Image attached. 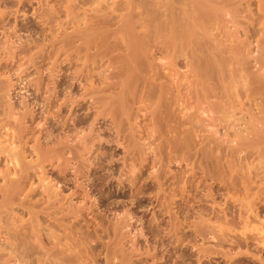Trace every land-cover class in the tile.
<instances>
[{
  "label": "bare ground",
  "instance_id": "bare-ground-1",
  "mask_svg": "<svg viewBox=\"0 0 264 264\" xmlns=\"http://www.w3.org/2000/svg\"><path fill=\"white\" fill-rule=\"evenodd\" d=\"M256 1L258 8L252 14V0H58L63 9L59 12L67 20L58 16L56 20H62L56 24L61 31L57 30L59 33L52 38H42L47 40L43 44L45 53L41 49L43 54L35 60L31 52L28 63L34 66H30L35 69L34 78L27 74L29 66L25 67L26 63L19 62L20 56L12 52L27 51L29 45L25 43L30 44L32 38L19 41L18 46L10 41L14 47L8 48L11 52L6 50L5 58L19 62L12 71L19 80L13 82L12 76L7 84L4 80L5 85L0 83V165H4L0 167V264H97L99 260L94 258L102 255L96 251L100 246L99 252L105 248L106 264H163V260L155 261L159 252L151 244L134 249L137 242L133 238V249L125 248L130 240H122L131 238L129 220L137 218L138 210L133 212L126 206L120 211L117 204L119 217L108 225L107 213L112 206L100 211L96 208L118 191L121 194L127 184L130 189L138 188L139 195H134L140 201L153 198L155 192L149 194L156 186L154 199L162 204L160 211L171 205L162 216L170 208L168 219L173 223L168 241L175 254L182 252L185 257L186 247L193 245V240L188 244L189 233L185 230L194 208L189 204L194 201L200 206L194 218L201 220L194 227L196 231L198 228L194 231L198 238L206 234L208 228L205 230L203 224L212 218H208L211 213L206 204L212 207L211 203L217 204L220 198L223 208L219 205L216 209L217 205L212 204L213 218L238 229L251 227V234L239 230L237 236L232 233L233 238L240 247L255 252L253 264H264V30L263 35L258 31L261 36L256 46H251L254 32L243 20L251 13L254 22L262 21L264 25V0ZM0 11V17L5 15ZM242 26L248 39L238 37ZM19 27L15 24L12 32L5 29L6 39L21 31ZM71 68L75 70L69 72ZM24 74L31 79L23 80ZM19 84L23 100L14 103V90ZM32 88V94H27ZM102 119L111 122L113 138L109 139L112 131L108 140L100 135L108 132L107 127L105 131L98 128ZM237 127L243 129L238 132ZM119 146L125 153L122 164L113 159L117 153L104 158L107 151ZM103 148L107 151L102 153L107 154L101 155L99 149ZM30 156H34L31 161L27 160ZM174 161L187 167L173 171ZM147 170L152 172L143 178ZM103 171L106 173L99 175ZM38 194L40 198L35 199ZM74 199L78 203L73 204ZM158 202L153 204L160 205ZM23 208L28 219L17 213ZM258 220H262L260 228L252 225ZM126 227L131 231H122ZM223 230L219 232L223 233L221 242L225 241ZM164 233L159 234L162 239L167 236ZM105 236L111 242L105 243ZM211 237L219 241V236ZM197 244L192 248L197 249L200 261L206 248Z\"/></svg>",
  "mask_w": 264,
  "mask_h": 264
},
{
  "label": "rangeland",
  "instance_id": "rangeland-1",
  "mask_svg": "<svg viewBox=\"0 0 264 264\" xmlns=\"http://www.w3.org/2000/svg\"><path fill=\"white\" fill-rule=\"evenodd\" d=\"M253 2V4L252 5H250L251 7L250 8H252V14L253 13H255L256 14V9L258 8L257 7V1L256 0H252ZM257 3H256V2ZM9 2V3H8ZM57 3H59L58 2V0H0V10H3V14H5V15H3V16H1L0 17V40L3 42H0L1 44H0V52H2V55L0 56V83L3 81V82H5V84H7L6 83V80L8 81L9 79H11V78H13L14 77V81L13 82H16L17 80H19L18 79V75H15V73H13L12 74V71L14 72V70H16L17 68V66L19 65V62H22V63H26L24 66L26 67L27 65L29 66V69H28V72H27V74H30V75H32V77L34 78V76L35 77H37L36 76V74L34 75V73H36L35 72V69L33 68L34 66L33 65H29V63H31V62H29L28 63V60L30 61V59H31V57L30 56H32L33 55V58L34 57H36V58H34L35 60L37 59V57L38 56H40L41 54H43L42 52V50H44L43 49V47H44V45L43 44H46L47 43V40H46V42H45V40H43L42 38H44V39H46V37H50V38H52L51 36H54L55 34H58L59 32L58 31H61V29H59V28H61V27H58V26H60V25H57V24H59L58 22H56V21H59V20H62V19H65V14H62V11H63V9L61 8H59L60 6H59V4H57ZM257 4V5H256ZM88 6L87 7H89L90 5L89 4H87ZM26 6V7H25ZM86 5H84V7H85ZM246 6V5H245ZM47 7V8H46ZM87 7H85V9L86 10H88L87 9ZM91 8H95L96 7V5L95 4H93V6H90ZM255 7V8H254ZM59 8V9H58ZM43 9H44V11H43ZM52 11H51V10ZM84 9V10H85ZM59 10H62L61 12H59ZM81 10H82V8H81ZM85 10V12H88V11H86ZM39 13H38V12ZM41 11V12H40ZM47 13H46V12ZM52 12V13H49V12ZM55 11V12H54ZM80 11V10H79ZM1 12V11H0ZM45 12V13H44ZM58 12V13H57ZM18 13V14H17ZM53 13H55V15L53 14ZM64 13H66V12H64ZM81 13V15L82 14H84V11H82V12H80ZM248 13H250V12H248ZM38 14V15H37ZM45 14H46V16H45ZM59 14H61V15H59ZM88 14H91V13H88ZM247 13L245 12V13H243L242 14V16H245ZM251 13L249 14L250 15V17H251V15H252ZM42 15H44V16H42ZM85 15V14H84ZM84 15L82 16L83 18H84ZM8 16H9V18H8ZM45 17V18H42V17ZM52 16V17H51ZM57 16V17H56ZM58 16H61L62 17V19H58V20H56L57 18H58ZM256 16H258V14L256 15ZM51 17V18H50ZM64 17V18H63ZM250 17H247V18H245V19H243L245 22L246 21H248V23L246 22V24H245V26H248L249 28H251L252 29V33H253V35H251L252 36V38H250L251 40H252V42L254 43L253 45H251V46H256V39L258 38V37H260L261 35H263L262 33H263V30H264V25H262L263 24V22L262 21H255L254 22V19L253 18H250ZM5 18V19H4ZM48 18V19H47ZM53 18V19H52ZM66 18H67V14H66ZM3 19V20H2ZM42 19H44V20H42ZM9 20V21H8ZM43 22H45L46 21V23H43ZM65 20H67V19H65ZM253 20V21H252ZM52 21H53V23H52ZM251 21V22H250ZM43 24H41V23ZM49 24H51V25H49ZM55 22V23H54ZM261 22H262V24H261ZM8 23V24H7ZM21 23V24H20ZM57 23V24H56ZM250 23V24H249ZM251 23H255L254 24V26H253V24H251ZM3 24V25H2ZM15 24H19L20 25V29H21V31H19V32H17V33H12V37L11 38H13V39H9V40H7L6 39V37L4 36L5 34H4V32L7 30V31H11L12 32V30H13V28H14V25ZM49 25V27L47 26L46 28H45V26L46 25ZM56 24V25H55ZM258 24V25H257ZM10 25V26H9ZM30 25V26H29ZM55 25V26H54ZM250 25V26H249ZM44 26V27H43ZM54 26V27H53ZM245 26H242L241 28V30H242V33H240V36L238 35V37L242 40V39H244L245 40V38H247L248 39V37L246 36L245 37V35H244V31H243V28H245ZM263 26V27H262ZM51 27V28H50ZM53 27V28H52ZM257 29H256V28ZM259 27H261V28H259ZM232 28L233 29H235V27L234 26H232ZM231 28V29H232ZM6 29V30H5ZM12 29V30H11ZM25 29V30H24ZM31 29V30H30ZM34 29V30H33ZM2 30V31H1ZM27 30V31H26ZM44 30V31H43ZM53 30V31H52ZM54 30H55V32H54ZM58 30V31H57ZM255 30V31H254ZM47 31V32H46ZM68 31V30H67ZM69 31H71V29H69ZM258 31H259V33L261 34H258ZM2 32V33H1ZM32 32V33H31ZM35 32H36V34H35ZM58 32V33H57ZM50 33V34H49ZM252 33H250V34H252ZM53 34V35H52ZM243 34V35H242ZM258 34V35H257ZM13 35H15V36H13ZM18 35V36H17ZM42 35V36H41ZM45 35V36H44ZM47 35V36H46ZM37 36V37H36ZM44 36V37H43ZM16 37V38H15ZM20 37V38H19ZM5 38V39H4ZM30 38H32V39H30ZM35 38V39H34ZM47 38V39H48ZM29 39H30V41H29ZM38 39V40H37ZM249 39V40H250ZM254 39V40H253ZM6 42V43H8V41H9V45L8 44H6V43H4V41ZM18 40V41H17ZM36 40V41H35ZM251 40L249 41V43H252L251 42ZM10 41H11V43L12 42H16L15 43V46H18V45H20L19 43V41H29V42H31L30 44L28 43V42H26L25 44H28L31 48H32V50H31V48L28 46V48L29 49H27V51H25V52H21V51H17V50H20V49H16V50H13L12 52H14L17 56H18V58H19V56H20V58H19V62H15V60H13V61H7V58H5L6 57V55H7V52H9L10 50H11V45H13V47H14V43L13 44H10ZM35 41V42H34ZM43 41V42H42ZM19 42V43H18ZM32 42H34V44H36V45H32ZM39 42H41V43H39ZM45 42V43H44ZM17 44V45H16ZM41 46H40V45ZM8 45V46H7ZM37 45H39V46H37ZM4 47V48H3ZM10 47V48H9ZM10 50H9V49ZM42 49V50H41ZM254 49H256L257 50V47L255 48L254 47ZM4 50V51H3ZM6 50H7V52H6ZM30 50V51H29ZM39 50V51H38ZM42 52H41V51ZM29 51V52H28ZM33 51V53L34 54H32L31 52ZM11 52V51H10ZM28 52V53H27ZM37 52V53H36ZM44 53H45V50H44ZM30 54H32V55H30ZM39 54V55H38ZM4 58H3V57ZM8 56V55H7ZM26 56V57H25ZM24 57V58H23ZM30 58V59H29ZM32 58V59H33ZM2 59H4V60H2ZM22 60V61H21ZM3 61V62H2ZM25 61V62H24ZM4 65H2V64ZM32 64V63H31ZM9 66H10V68H12L11 70H10V68H9ZM27 66V67H28ZM30 66H33V67H31L30 68ZM4 67H5V70H4ZM36 67V66H35ZM8 68V69H7ZM16 68V69H15ZM33 69V70H32ZM72 69V68H71ZM74 70H75V68H73ZM73 69L72 70H69V72H73ZM31 71V72H30ZM3 72H4V74H3ZM10 72H11V75H10ZM9 73V74H8ZM108 73V72H107ZM47 73H45V75H46ZM8 77H6V76ZM8 75H10L11 77H9ZM5 76V77H4ZM13 76V77H12ZM16 76V77H15ZM2 77L4 78V79H2ZM24 78H23V80H25L26 82L28 81V80H30L31 79V77L29 76V78H27L26 76H25V74H24V76H23ZM33 78H32V80H33ZM36 79V78H35ZM34 79V80H35ZM24 81V83H26ZM2 82V83H3ZM9 83V82H8ZM4 83H3V85H5ZM0 86H1V84H0ZM18 86V88L19 89H16V91L14 90V92H15V95H13V96H15L14 97V99L12 100V102H14V103H16L17 101H18V103L19 102H21L23 99V93H21L20 91H18V90H20V86H22V85H17ZM16 86V87H17ZM24 87V86H23ZM23 87H21V88H23ZM33 90H35V88H32V90L30 91V92H28L27 94H32V92H33ZM13 92V91H12ZM13 92V93H14ZM23 94V95H22ZM26 94V95H27ZM29 94V95H30ZM43 94H45L44 93V91H43ZM19 95V96H18ZM45 96V95H44ZM30 99H33V97L32 98H30ZM29 99V100H30ZM34 102L35 100H31V101H29V102ZM32 102V103H33ZM256 102H258V101H255V104H256ZM17 103V104H18ZM254 103H253V108H257V107H255L254 105H255ZM256 106H257V104H256ZM40 111V110H39ZM258 111V110H257ZM92 116H94L95 114H91ZM74 118V114L73 115H71V118ZM70 118V119H71ZM72 118V119H73ZM72 119H71V121H72ZM106 119V118H105ZM105 119H102V120H104V121H102L101 120V122L98 124V128L99 129H103V130H101V131H105V129H107L108 128V132L107 133H105L104 134V132H103V134L102 133H100V135L101 136H105L106 137V140H108L107 138H109V132H111L112 130H109V127H110V124H111V122L110 121H108L107 122V120H105ZM106 121V122H105ZM103 122V123H102ZM108 124V125H107ZM105 125V126H104ZM104 126V127H103ZM107 127V128H106ZM105 128V129H104ZM238 128V132H239V129L241 130V129H243V127L242 128H240V127H237ZM47 131V130H46ZM45 132V131H44ZM44 132H43V134H44ZM232 132H233V130H232ZM236 131H234V133H235ZM46 133V132H45ZM112 133H113V131L111 132V137L109 138V139H111V138H113L112 137ZM109 134V135H108ZM38 136H39V134H37ZM42 134H40V136H41ZM100 136V137H101ZM28 137H30V136H28ZM103 137H101V139H103V140H105ZM31 138V137H30ZM44 139V138H43ZM121 142H123V141H121ZM158 144V143H157ZM124 146V145H123ZM123 146H119L118 147V149H117V147H114V149L113 150H111V151H107L106 149H102V150H100L99 149V154L101 153V155L103 154L102 152H104V151H107L108 152V154L105 152L104 154H107L106 156L104 155V158L106 157H109L110 155H113V153H114V155H116V153H117V155L118 156H114L115 158H113L114 160H116V158H117V160H119L120 162H118V164H122L123 163V156L125 155V153H123V149H122V147ZM119 148H121L120 150H119ZM115 149H117V150H115ZM104 150V151H103ZM115 151V152H114ZM120 151V152H119ZM112 154H111V153ZM98 154V153H97ZM98 154V155H99ZM36 157V156H35ZM37 158V157H36ZM120 158V159H119ZM34 159V156H30V158H28L27 160H29V161H31V160H33ZM177 163L178 162H176L175 163V161H174V163L171 165L172 166V170L173 171H178V170H180V166H183V167H187V166H185V164H183V165H180L179 163H178V165H177ZM174 165V166H173ZM4 165H0V167H1V169H3L2 167H3ZM178 169V170H177ZM185 169V168H184ZM183 169V170H184ZM187 169V168H186ZM185 171V170H184ZM188 171H189V169H188ZM152 172V170H147L146 172H145V174H144V177L143 178H145V176L147 177L148 175L147 174H149V173H151ZM106 173V171H103V172H101V174H99V175H102V174H105ZM48 175H50V173L48 174ZM142 182L144 183V180L142 179ZM142 182L140 181V183H138V185H137V187H139L140 188V185L142 184ZM2 183V181L0 180V184ZM208 183H210V180L208 181ZM155 188H153V191L151 190L150 191V194L149 195H152L154 192L155 193H157L156 192V190L158 191V188H156V186H154ZM168 186L166 185V187L165 188H167ZM128 188V189H127ZM131 189H132V191H131ZM130 189V186L127 184V187H126V189H123L122 191H121V194H119V191H118V193L115 195V196H112V197H110L109 198V200H108V202H105V203H107V204H105V203H98V204H103V206H99V205H97L98 207H96L99 211H100V209L102 208V207H107L108 205H109V207L110 206H112V207H108L109 208V212L110 213H107L108 214V216L110 217V218H107L108 219V222H109V224L108 225H110V222H116V219L115 218H117V217H119V216H117L116 217V214H117V212H116V208L118 207V205L119 206H121L120 208L121 209H119L120 211H122V208H124V209H126V208H130L131 209V211H133V212H135L136 210H138L137 212L138 213H136L138 216H137V218H139V220L137 219V218H134V219H132V220H129V222H132V223H130L132 226L130 227L131 228V230H132V234L131 233H129L128 235H131V238H124L122 241H124L125 239H126V243H127V246L125 245L126 243H121L123 246L125 245V248L126 247H128L129 246V248H126V250L128 249H133V246H134V249H135V247L136 248H138V249H143V248H145L146 246L148 247V245L149 244H151L150 246L151 247H155V248H157L156 250H158V255L157 256H159L158 258H155L156 260L155 261H160V263L162 262V260H163V264L165 263V264H176V262H177V260H178V262H179V264H180V261H181V264H200V261L202 260V264H253V262L251 261L254 257H253V255L255 256V254H253V253H255L252 249H249V250H246V248H242V247H240L239 246V244H237L236 243V239H234L233 237H235V234L236 233H238L237 231H239V233L241 232V230H242V232L241 233H244V231H246V233H248V234H251V232H250V229L249 228H251V227H249L248 228V226H246L247 227V229H244V227H242V229L241 228H236V226H235V228L233 227V226H231L230 227V225H229V222H228V224H226L227 222L226 221H220L219 220V218H217V217H215V218H213L214 216H212V209H213V205H214V207H215V205H217V207H216V209H218L219 208V205L221 206H223L224 204L222 203H220V201H221V199L219 198L218 199V202H217V204L215 203H211V206L212 207H210V204L209 203H207L206 205V207H208V208H206V210H208V213L210 214L209 216H208V218H211V219H208V222H207V224H206V227H205V224H203L204 225V228H205V230H206V228H208V231H206V234H205V230H204V228L202 227L201 228V225H200V229L202 230V232H204V234L206 235V237H205V235L203 236V235H200L198 238L199 239H201L200 241L198 240V238H197V236L195 235V232L194 231H196V230H194V227H195V224H196V222L199 220H196L195 221V219H196V211H198V207H200V206H196V204H198V203H196V202H194V201H192L191 203H193L194 202V204H189L190 206H191V208H193V209H191L190 210V212H192V214L190 213V216L188 217V222H187V224L190 226V224L192 223V221H193V223L194 224H191V226L189 227H186L185 228V230H187L188 231V233H189V235H188V233L186 232V231H184V232H186V234L188 235V238H187V240L189 241H187L188 242V244L192 241V244L194 245V244H202L203 245V250L204 251H206L205 253L207 254H203L202 252H201V254H203V258H201V260L199 261L198 259H197V257H198V254H197V249L195 250V249H193L192 247H195V246H191L190 244L186 247V250L187 251H185V257H184V255L182 254V252H181V254L180 253H178V255L177 254H175L176 252L172 249V244L170 243V241H168L169 240V228H170V224L172 225V223H173V221H170V219H168L169 218V214H168V212H169V209L170 208H172L171 207V205H169V206H166V207H170L169 209H168V212H166L167 211V209H166V207H165V209H166V211H165V215H163L162 216V214H164L162 211H164L163 209L160 211V206L162 205V204H160L156 199H154V195H155V193H154V195H152L151 197H153V198H151L150 199V197H148V198H146L145 200H142V201H140L141 199L139 198V196L137 197V195H134L135 193L137 194L138 193V191H137V189L138 188H131ZM141 189H142V187H141ZM154 189H155V191H154ZM41 191L43 190V189H40ZM124 190H126V191H124ZM127 190H129V191H127ZM134 190V191H133ZM41 191H40V193H41ZM72 190H68V192L70 193ZM124 191V192H123ZM68 192H67V194H68ZM126 192V193H125ZM135 192V193H134ZM152 192V193H151ZM133 193V194H132ZM146 194H148L149 193V190H148V192H145ZM66 194V193H65ZM125 194V195H124ZM130 194V195H129ZM144 194V193H143ZM124 195V196H123ZM138 195H139V193H138ZM142 195V194H141ZM140 195V196H141ZM42 196V195H41ZM129 198H128V197ZM131 196V197H130ZM137 197V198H136ZM39 199L40 198V195L38 194L37 195V197H35V199ZM112 198V199H111ZM34 199V200H35ZM117 199V202L118 203H116V200ZM139 199V200H138ZM154 199V200H153ZM75 200V201H74ZM73 200V204H74V202H76V203H78L77 202V200L76 199H74ZM112 200V201H111ZM119 200V201H118ZM121 200V201H120ZM197 200H198V198H197ZM124 201V202H123ZM134 201V202H133ZM139 201V202H138ZM152 201V202H151ZM156 203H155V202ZM71 202V201H70ZM114 202V203H113ZM122 202V203H121ZM142 202V203H141ZM157 202L160 204V205H155V204H157ZM72 203V202H71ZM116 203V206H114V204ZM120 203V204H119ZM125 203V204H124ZM138 203H140V204H138ZM153 203H155V204H153ZM220 203V204H219ZM110 204H112V205H110ZM118 204V205H117ZM137 204H138V207H137ZM144 204V205H143ZM150 204V205H149ZM213 204V205H212ZM193 205V206H192ZM115 208H114V207ZM123 206V207H122ZM127 206V207H126ZM134 206V207H133ZM221 206V208H223ZM105 207V208H106ZM126 207V208H125ZM141 207H143V208H141ZM147 207H150V208H147ZM156 207V208H155ZM162 207H164V205L162 206ZM161 207V208H162ZM100 208V209H99ZM105 208H103V209H105ZM112 208H114V211H113V209ZM119 208V207H118ZM187 208H189V207H187ZM211 208V209H210ZM18 209H20V208H18ZM24 209H26V208H23L22 210H18L17 211V213L18 214H21V213H23L22 214V216L24 217V219H28V217H30L29 215H28V213L26 212V210H24ZM157 209H159V210H157ZM178 208H176V210H177ZM17 210V209H16ZM145 210V211H144ZM174 210H175V208H174ZM174 210H172V211H174ZM153 211V212H152ZM113 212H114V215H113ZM119 212V211H118ZM142 212V213H141ZM156 212V213H155ZM161 212V214H159ZM193 212H194V214L195 215H193ZM167 213V214H166ZM106 214V215H107ZM111 214V215H110ZM153 214H154V216H153ZM157 215V216H156ZM192 215V216H191ZM214 215V214H213ZM26 216V217H25ZM115 216V217H114ZM161 216V217H160ZM165 216V217H164ZM91 217V216H90ZM157 218L158 220V222L160 221V223L158 224L157 223V221H156V219L155 218ZM114 218V220H112V221H110V219H113ZM143 218V220L141 221V219ZM161 218V219H160ZM192 218V219H191ZM195 218V219H194ZM135 219H137V220H135ZM189 219H190V221H189ZM217 221H216V220ZM162 220V221H161ZM209 220H210V223H209ZM141 221V222H140ZM154 221H156V222H154ZM169 221V222H168ZM199 221H201V220H199ZM218 221H220V222H218ZM262 221V220H258V221H256L254 224H252V225H254V226H257L258 224H261L260 222ZM139 222V223H138ZM161 222L162 223H164V224H162V226L160 225L161 224ZM172 222V223H171ZM212 222H213V224H212ZM215 222V223H214ZM218 222V223H217ZM224 222V223H223ZM226 222V223H225ZM148 223V224H147ZM151 223V224H150ZM209 223V224H208ZM222 225H221V224ZM107 224H105L106 226H107ZM154 224V225H153ZM157 224H158V226H157ZM226 224V225H225ZM151 225V226H150ZM156 225V226H155ZM192 225H194V226H192ZM202 225V226H203ZM209 225V226H208ZM216 225H219V226H217V230H219V232H221L220 230H223L224 228H226V226H227V228L226 229H224L223 231H225V236H224V239H225V241L224 240H222V242H221V239H223V238H221V236H222V234L223 233H219V232H217V234H216V230H215V228H214V226L216 227ZM251 225V226H252ZM263 225V226H262ZM261 225V227H263V229H264V223ZM136 226V227H135ZM149 226V227H148ZM155 226V227H154ZM222 226H225L224 228L222 227ZM260 225H258L257 227H259ZM145 227V228H144ZM151 227L154 229V230H152L151 231ZM157 227L159 228V229H157ZM193 227V228H192ZM211 227V228H210ZM212 227L214 228V229H212ZM233 227V228H232ZM245 227V228H246ZM127 228V227H126ZM125 228V230H122V231H125V232H128L130 229H129V227L126 229ZM140 228V229H139ZM221 228V229H220ZM229 228H232L231 230H233V229H235V230H233V231H231ZM260 228V227H259ZM129 229V230H128ZM196 229V228H195ZM128 230V231H127ZM130 230V231H131ZM143 230V231H142ZM150 230L151 231V233L150 232H148V231ZM157 230V231H156ZM163 230V231H162ZM191 230V231H190ZM200 230V231H201ZM211 232H210V231ZM213 230L215 231V234H213V235H216L217 237L219 236V241H218V239H216V238H214L213 239V237H211V236H213V235H211L212 233H213ZM227 230V231H226ZM244 230V231H243ZM248 230V231H247ZM141 231H142V233H141ZM157 232V233H153V232ZM193 231V232H192ZM197 231H198V228H197ZM196 231V232H197ZM228 231H230V234H229V232ZM252 231V230H251ZM160 232H161V236L163 235V234H165L164 232H166V235L167 236H163V239H162V237H160ZM191 232V233H190ZM236 232V233H235ZM253 232V231H252ZM182 233V232H181ZM232 233H235V234H233L232 235ZM135 234V235H134ZM169 234V235H168ZM194 234V235H193ZM210 234V235H209ZM123 235L124 236H126L127 235V233H126V235H125V233L123 232ZM126 236V237H130V236ZM140 235V236H139ZM152 235V236H151ZM153 235L156 237H153ZM157 235V236H156ZM238 234H236V236H237ZM136 236V237H135ZM137 236H139V237H137ZM158 236H159V238H158ZM203 238H202V237ZM226 236H228V237H226ZM231 236V237H230ZM107 237V238H106ZM167 237V238H166ZM190 237V238H189ZM106 240H105V239ZM103 239L106 241H104L105 243H108L109 241H110V238H109V236H105ZM133 238H135V239H137V241L135 240V239H133ZM230 238V239H229ZM234 239V241H232V239ZM102 239V240H103ZM129 239V240H128ZM135 241V243L137 242V245L135 246V244H134V241ZM152 239V240H151ZM157 239V240H156ZM203 239V240H202ZM2 240H4V238H2ZM109 240V241H108ZM149 242H148V241ZM159 240V242L158 243H156L157 241ZM204 240H206V241H204ZM227 240V241H226ZM108 241V242H107ZM151 241V242H150ZM153 241V242H152ZM167 241H168V243H167ZM194 241L196 242V243H194ZM218 241V242H217ZM231 241V242H230ZM111 242V241H110ZM125 242V241H124ZM133 242V243H132ZM141 242V243H140ZM154 242H155V244H154ZM186 242V243H187ZM229 242V243H228ZM233 242H235V243H233ZM95 243V242H94ZM143 243V244H142ZM165 244L164 245V247H167V249H168V251L166 250V248H164L163 247V244ZM170 243V244H169ZM218 243V244H217ZM233 243V244H232ZM134 244V245H133ZM154 244V245H153ZM168 244V245H167ZM197 244V245H198ZM220 244V245H219ZM235 244V245H234ZM130 245H131V247H130ZM133 245V246H132ZM144 245H146V246H143ZM156 245V246H155ZM158 245V246H157ZM160 245V246H159ZM169 245H171L170 247H169ZM202 245H199V246H202ZM210 246V248L208 247V246ZM113 246V245H112ZM123 246H120L121 248L123 247ZM204 246H205V248H204ZM216 246V247H215ZM218 246V247H217ZM146 247V248H147ZM159 247V248H158ZM160 247H163V248H161L160 249ZM169 247V248H168ZM224 247V248H223ZM100 249H99V251H101V246L99 247ZM102 248H103V246H102ZM208 248V249H207ZM215 248V249H214ZM140 249V250H141ZM191 249V250H190ZM212 249H213V251H212ZM216 249H218L217 250V253H215L216 252ZM228 251H227V250ZM240 249V250H239ZM245 249V250H244ZM103 250V249H102ZM123 251L125 250L124 249V247H123V249H122ZM159 250H163L162 251V254H163V252H164V255H161V251H159ZM167 251V252H165V251ZM173 250V251H172ZM189 250V251H188ZM99 254L101 253L102 255V258L103 259H100L101 258V256H100V258H94V261L97 259V260H99V261H97V264H98V262L100 263L101 261H105L104 259H105V256H103V255H105V254H103V253H105L106 251H105V248H104V251H102V252H99L98 250H96ZM171 251V252H170ZM203 251V252H204ZM208 251H211V252H208ZM223 251V252H222ZM229 251H232V252H229ZM234 251V252H233ZM242 251H244V252H246V253H244V252H242ZM96 252V253H97ZM126 252V251H125ZM125 252H123V253H121V254H125ZM130 253H131V250L129 251ZM129 252H126V253H128V254H126V255H129ZM175 252V253H174ZM208 252V253H207ZM250 252V253H249ZM251 252H252V255H251ZM97 253V255H98V257H99V254ZM168 253H170L169 255H167ZM171 253H173V254H171ZM221 253V254H220ZM229 253V254H228ZM241 255H240V254ZM242 253H244V255H242ZM191 254H192V257H191ZM196 254H197V256H196ZM232 254V255H231ZM234 254V255H233ZM238 256H237V255ZM246 254V255H245ZM259 254H261V253H259ZM167 255V256H166ZM180 255V256H179ZM181 255H183V256H181ZM239 255H240V257H239ZM261 255H263V257H264V253H262ZM96 256V255H95ZM163 256H164V258L165 259H163ZM171 256V257H170ZM175 256V257H174ZM176 256H178V257H176ZM188 256H189V258H188ZM196 256V257H195ZM202 256V255H201ZM201 256H199V257H201ZM222 256H224V257H222ZM228 256V257H227ZM18 256H16V258H17ZM34 256H32L31 258L32 259H34V258H36V256L33 258ZM180 257H182V258H180ZM234 257V258H233ZM174 259V261L172 260V259ZM175 258H177V259H175ZM179 258V259H178ZM195 258V259H194ZM225 258H228V259H225ZM230 258V259H229ZM154 259V258H153ZM152 259V260H153ZM187 259H189V260H187ZM198 260V262H197V260ZM200 259V258H199ZM35 260V259H34ZM33 260V261H34ZM101 260V261H100ZM152 260H150V261H152ZM166 260V261H165ZM176 260V261H175ZM185 260V261H184ZM195 260V261H194ZM233 260V261H232ZM158 261V262H159ZM168 261H170V262H168ZM184 261V262H183ZM235 261V262H234ZM35 262H37V259H36V261ZM183 262V263H182ZM196 262V263H195ZM232 262V263H231ZM23 263H25V264H29L30 262H27L26 263V261H24ZM31 263H34V262H31ZM102 263V262H101ZM36 264V263H35ZM96 264V263H95ZM103 264V263H102ZM105 264H106V261H105ZM129 264H133L132 262L131 263H129Z\"/></svg>",
  "mask_w": 264,
  "mask_h": 264
}]
</instances>
